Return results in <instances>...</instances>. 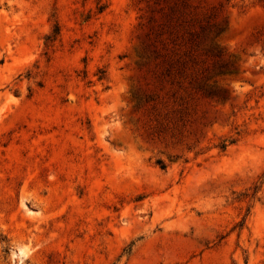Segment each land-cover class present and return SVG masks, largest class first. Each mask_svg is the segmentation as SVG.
Segmentation results:
<instances>
[{"label":"rangeland","instance_id":"1","mask_svg":"<svg viewBox=\"0 0 264 264\" xmlns=\"http://www.w3.org/2000/svg\"><path fill=\"white\" fill-rule=\"evenodd\" d=\"M0 264H264V0H0Z\"/></svg>","mask_w":264,"mask_h":264},{"label":"trees","instance_id":"2","mask_svg":"<svg viewBox=\"0 0 264 264\" xmlns=\"http://www.w3.org/2000/svg\"><path fill=\"white\" fill-rule=\"evenodd\" d=\"M157 163L160 164L161 168H163V169L165 168V165L161 160H157Z\"/></svg>","mask_w":264,"mask_h":264}]
</instances>
